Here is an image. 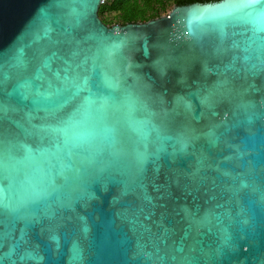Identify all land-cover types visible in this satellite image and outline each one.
<instances>
[{
  "label": "water",
  "instance_id": "water-1",
  "mask_svg": "<svg viewBox=\"0 0 264 264\" xmlns=\"http://www.w3.org/2000/svg\"><path fill=\"white\" fill-rule=\"evenodd\" d=\"M104 2L0 0V264H264V0L113 25Z\"/></svg>",
  "mask_w": 264,
  "mask_h": 264
},
{
  "label": "snow or ice",
  "instance_id": "snow-or-ice-1",
  "mask_svg": "<svg viewBox=\"0 0 264 264\" xmlns=\"http://www.w3.org/2000/svg\"><path fill=\"white\" fill-rule=\"evenodd\" d=\"M83 86L86 87V85ZM90 103L91 101H86L85 107H87ZM3 111L4 106L0 104V113H2ZM18 127L23 130L25 135H34L40 131L39 129L32 128L31 126L29 128H24L23 125H18ZM8 135V133L0 131V152H3L4 154L6 149H10L16 146L14 143L9 141ZM161 199H164V197L158 196L156 198H153L149 196L146 191L142 193L140 203L141 216L146 221H151L150 225H144L143 231L149 238H154L161 242L171 240V248L177 253H182L186 246V241L191 236V229L187 226L184 227L183 229L179 230V238L172 239L174 236H177L178 230L172 226L165 224V220L169 215L167 205L165 203L155 202V200ZM2 203V198H0V206H2ZM157 209L160 210L158 216ZM180 212H183L184 221L189 220L194 215V213L189 211L187 208L181 209ZM180 212H177L176 214L180 215ZM28 226V222H25V226L20 230L19 235L15 237L14 248L23 246L26 243L28 238ZM2 235L3 234L0 233V238H2ZM165 247H169V245L165 244Z\"/></svg>",
  "mask_w": 264,
  "mask_h": 264
},
{
  "label": "trees",
  "instance_id": "trees-1",
  "mask_svg": "<svg viewBox=\"0 0 264 264\" xmlns=\"http://www.w3.org/2000/svg\"><path fill=\"white\" fill-rule=\"evenodd\" d=\"M218 0H105L99 14L107 24L147 21L159 17L175 5Z\"/></svg>",
  "mask_w": 264,
  "mask_h": 264
},
{
  "label": "flooded vegetation",
  "instance_id": "flooded-vegetation-1",
  "mask_svg": "<svg viewBox=\"0 0 264 264\" xmlns=\"http://www.w3.org/2000/svg\"><path fill=\"white\" fill-rule=\"evenodd\" d=\"M100 10V9H99ZM100 15V14H99ZM101 17V16H100ZM107 24V23H106ZM115 24H117V23H115ZM119 24H121V23H119ZM126 24V23H125ZM108 25H110V24H108ZM111 25H113V24H111Z\"/></svg>",
  "mask_w": 264,
  "mask_h": 264
},
{
  "label": "rangeland",
  "instance_id": "rangeland-1",
  "mask_svg": "<svg viewBox=\"0 0 264 264\" xmlns=\"http://www.w3.org/2000/svg\"><path fill=\"white\" fill-rule=\"evenodd\" d=\"M171 9H169V11H170Z\"/></svg>",
  "mask_w": 264,
  "mask_h": 264
}]
</instances>
